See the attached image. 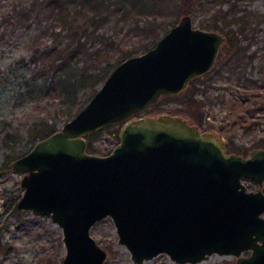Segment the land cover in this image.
Listing matches in <instances>:
<instances>
[{"label":"water","instance_id":"obj_1","mask_svg":"<svg viewBox=\"0 0 264 264\" xmlns=\"http://www.w3.org/2000/svg\"><path fill=\"white\" fill-rule=\"evenodd\" d=\"M224 35L183 12L156 41L126 55L62 124L9 161L21 171L16 204L48 215L62 231L60 264H101L106 250L90 226L110 215L135 262L159 252L195 262L213 252L234 264H264V147L227 150L222 138L186 116L143 113L209 70ZM119 123L107 152L87 135ZM248 250V253L243 251Z\"/></svg>","mask_w":264,"mask_h":264},{"label":"rangeland","instance_id":"obj_2","mask_svg":"<svg viewBox=\"0 0 264 264\" xmlns=\"http://www.w3.org/2000/svg\"><path fill=\"white\" fill-rule=\"evenodd\" d=\"M46 1L0 0V264H49L47 257L60 264L64 252L61 227L56 222L48 215L34 214L29 208L17 206L23 190L19 183L22 173L9 165L11 159L26 152L36 139L50 132V128L59 127L78 107L75 102L71 110L75 109L70 113L69 104L73 100L60 96L59 87L53 88L58 79L55 71L59 68L52 71L42 54L54 44L63 45L69 38V31L63 27L60 17L51 13V3L47 6ZM231 3L254 24V29L249 30L254 34L253 39L242 40L244 45L248 44L245 53L254 51V57L248 61L245 55L235 60L234 47L226 41V27L210 25L213 9L219 5L230 9ZM84 4L78 0L65 1L70 8L91 6L90 2ZM184 4V0H126L123 6L111 10L109 19L98 30L104 33L106 40L135 46L132 49L136 51L131 52L136 53L144 49L143 41L153 27L159 26L161 34L178 19ZM191 6L193 25L215 29L224 35L217 55L224 46L226 68L217 72L215 59L209 70L190 79L178 93L161 94L144 113L168 111L184 115L200 128L219 135L229 150L247 152L252 146H264V0H193ZM126 8H129L127 12ZM216 22L224 25L221 20ZM94 44L89 43L92 47ZM118 51L114 49L115 53ZM51 54L54 53L51 51ZM125 54L118 53L115 61ZM34 56L39 57L32 59ZM59 59L60 56L53 62ZM237 70L243 73L240 81L236 78ZM248 82L257 86L252 89L242 85ZM247 90L259 93L241 100L240 93ZM190 92L200 102L199 106L185 100ZM81 94L84 97L80 90ZM192 106L196 107L191 109ZM118 126L119 123H111L95 129L97 133L92 143L97 152L111 149L116 141L113 142L112 131ZM90 233L106 250L101 264H234L236 257L231 253L213 252L195 262L179 263L166 252H159L135 262L128 248L118 241L110 215L94 221Z\"/></svg>","mask_w":264,"mask_h":264},{"label":"trees","instance_id":"obj_3","mask_svg":"<svg viewBox=\"0 0 264 264\" xmlns=\"http://www.w3.org/2000/svg\"><path fill=\"white\" fill-rule=\"evenodd\" d=\"M49 1L50 2H48V0L46 1V5L48 6V4L51 3V13L60 17L63 27H66V29L69 31V38L63 45L54 44V46L49 48V52L46 49L42 54H44V58L48 59L47 65L52 68V71H55V69L59 68V71H55L58 73V79L55 81L56 84L53 85V88L59 87L61 92L60 96L63 98L65 97V99L68 101L73 100L69 104L70 110L73 108L72 106H74L76 103L78 104V107L76 106L77 108H74L75 111L74 109L70 111V113L73 111V113H75L78 108L81 107L89 98L90 94L96 89V84L101 82L109 70L114 66L116 63L115 60L119 58L117 54L119 53L122 55L125 53H133L131 50H133L132 48L135 46L122 45L115 40H106L104 33L98 30V27H100L107 19H109L111 10L118 9L126 0H78V3L80 2L83 5H85V2H90V8L85 7L83 9L75 7L70 8L68 5H65V1L67 0ZM192 2L193 0H184L185 4L182 5V11H192ZM112 5L113 7H111ZM128 10L129 8L124 9L126 12ZM238 10L239 8L236 7L234 3L230 4V9H224L220 5L215 7L211 14L213 20H211L210 25L218 26L220 28L226 27V29H224L226 41H229L234 47L232 52H236L235 54L237 58L235 60H239V58L245 55L247 57L246 61H248L254 57V51L245 53L244 51H246L248 44L244 45L242 40L243 38H249V41L253 39L254 34L249 33V30L254 29V24H251L249 17L244 12L241 14ZM217 20H221L224 25L220 26L221 24H218L216 22ZM231 24H235V26H231ZM164 28L166 29V26H164ZM159 34L160 27H153L151 29V33H149L148 37L143 41L144 49L152 45ZM90 42H95L96 44H94L92 47L89 45ZM113 45L114 48H112ZM116 48L119 50L118 53L114 52V49ZM224 50V46H221L216 57V65L214 66V69L220 73L226 68V66H224ZM51 51L54 54L50 55ZM133 51L135 52L136 49ZM59 56L61 59H59L58 62H53L54 60L57 61L56 58ZM38 57L34 56L32 59H38ZM102 61H104L103 64ZM237 65L238 63L235 62L234 66L236 67ZM242 76L243 73L237 70L236 78L238 81L242 80ZM244 78L249 81H256V79L252 80L248 77ZM242 85L252 87V89L257 86L256 84L251 85L249 82L248 84L242 83ZM194 87L197 88V86ZM80 90L84 94V97L82 94L79 95ZM258 93L259 92L253 90H247L244 93H240V97L242 100L244 97L246 98L249 95H255ZM185 100L188 102H193V104L196 106L200 105V102H198V100L193 97L192 92H190ZM195 107L192 106L191 109H194ZM147 108L148 106L145 108L143 113L148 110ZM191 111V113L195 115L193 110ZM73 113H71V115ZM199 120L200 119L196 121L200 123ZM53 129L55 128L52 127L49 129V131ZM96 133L97 130H93L87 135V148L88 150L95 152H97V148L93 145L92 139ZM112 134L114 136L113 142L115 140L117 141L118 127L112 131ZM47 262L49 264H57L55 259L50 260L48 257Z\"/></svg>","mask_w":264,"mask_h":264},{"label":"flooded vegetation","instance_id":"obj_4","mask_svg":"<svg viewBox=\"0 0 264 264\" xmlns=\"http://www.w3.org/2000/svg\"><path fill=\"white\" fill-rule=\"evenodd\" d=\"M255 146H261V145H255ZM254 147V146H252ZM251 147V148H252ZM264 147V146H262ZM250 148V149H251ZM249 149V150H250ZM229 150V149H227ZM249 150L247 152L245 151H236V152H239V153H242V154H247L249 152ZM235 151V150H234ZM21 172V171H20ZM22 173V172H21ZM22 175V174H21ZM242 180L244 181V183L246 184V187L247 188H250V189H257V188H260L263 192H264V188H263V185H264V179L262 180V183L261 184H258L257 182H255L253 179H251L250 177L248 176H243L242 177ZM247 182V183H246ZM257 184V185H256ZM255 185V186H253ZM253 186V187H252ZM20 197V196H19Z\"/></svg>","mask_w":264,"mask_h":264}]
</instances>
